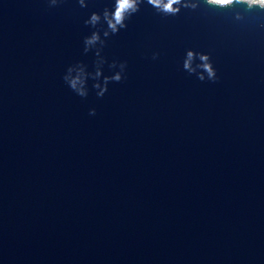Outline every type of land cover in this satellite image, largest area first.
<instances>
[{
    "label": "water",
    "instance_id": "obj_1",
    "mask_svg": "<svg viewBox=\"0 0 264 264\" xmlns=\"http://www.w3.org/2000/svg\"><path fill=\"white\" fill-rule=\"evenodd\" d=\"M85 3L0 0V264H264V10L145 2L104 38L84 22L114 0ZM97 29L103 76L127 66L81 98Z\"/></svg>",
    "mask_w": 264,
    "mask_h": 264
},
{
    "label": "clouds",
    "instance_id": "obj_2",
    "mask_svg": "<svg viewBox=\"0 0 264 264\" xmlns=\"http://www.w3.org/2000/svg\"><path fill=\"white\" fill-rule=\"evenodd\" d=\"M48 2L49 7H55L60 0H48ZM145 2L163 16H176L182 9L195 10L199 6L198 0H114L112 8H105L102 14L91 13L84 23L94 29L98 25H106L103 30V37L108 38L110 35H115L121 29L126 28V21L140 11L141 4ZM204 2L217 8H227L239 4L244 5L248 10L253 8L264 10V0H204ZM78 3L81 7L87 6L85 0H78ZM236 18L240 19L241 17L237 15ZM83 43L85 54L95 49V56L97 57L95 71L88 72L86 65L76 63L67 68L63 80L74 93L81 98H86L88 96L87 82L92 79L94 81L92 87L97 90V97L102 98L108 91L110 82H120L124 78L126 62L117 64L113 61L110 67L113 69L118 67L119 70L115 71L111 76H103L102 66L106 61L101 56V50L105 44V39H102L100 30L92 31L90 35L84 38ZM98 45L99 47H97ZM158 55V53H154L153 59H156ZM197 59L199 63L194 65V61ZM183 69L189 75L194 74L200 81L215 82L218 79L216 69L207 54L195 53L191 50L187 51L183 61ZM95 114V108L89 110V115L94 116Z\"/></svg>",
    "mask_w": 264,
    "mask_h": 264
}]
</instances>
